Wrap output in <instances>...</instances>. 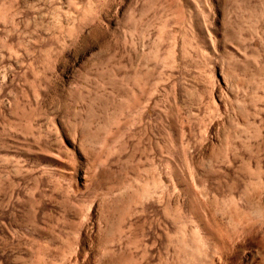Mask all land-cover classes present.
<instances>
[{
	"label": "rangeland",
	"instance_id": "374dc122",
	"mask_svg": "<svg viewBox=\"0 0 264 264\" xmlns=\"http://www.w3.org/2000/svg\"><path fill=\"white\" fill-rule=\"evenodd\" d=\"M0 264H264V0H0Z\"/></svg>",
	"mask_w": 264,
	"mask_h": 264
}]
</instances>
